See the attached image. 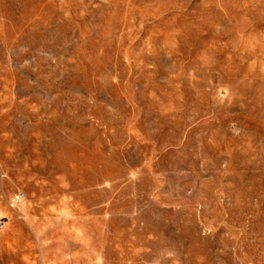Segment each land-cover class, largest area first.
Masks as SVG:
<instances>
[{"label":"rangeland","instance_id":"rangeland-1","mask_svg":"<svg viewBox=\"0 0 264 264\" xmlns=\"http://www.w3.org/2000/svg\"><path fill=\"white\" fill-rule=\"evenodd\" d=\"M0 264H264V0H0Z\"/></svg>","mask_w":264,"mask_h":264}]
</instances>
